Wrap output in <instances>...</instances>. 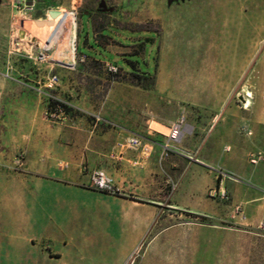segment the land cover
<instances>
[{"label":"rangeland","instance_id":"374dc122","mask_svg":"<svg viewBox=\"0 0 264 264\" xmlns=\"http://www.w3.org/2000/svg\"><path fill=\"white\" fill-rule=\"evenodd\" d=\"M54 1L63 6L46 4L40 15L41 0H0V264H67L64 254L104 252L93 247L89 230L72 235L50 224L60 185L43 175L49 162L39 159L37 146L50 130L36 120H59L63 110L55 99L59 78L49 86L53 76L185 88L201 104L239 115L238 130L245 134L249 126L251 137L264 142V0H105L115 17L97 12L102 0ZM88 12L95 14L92 40L81 32ZM108 28L118 42L101 34L108 36ZM115 57L120 61L109 64L116 72L103 62ZM248 161H233L239 174L218 161L211 186L202 178L210 187L196 213L192 203L182 207L192 193L178 191L189 178L170 171L167 187L153 194L162 204L153 224L132 226L138 239L126 248L122 240L107 241L114 264H264V199L245 200L264 198V172L244 175ZM110 227L102 224L96 236Z\"/></svg>","mask_w":264,"mask_h":264},{"label":"crops","instance_id":"0c3cea01","mask_svg":"<svg viewBox=\"0 0 264 264\" xmlns=\"http://www.w3.org/2000/svg\"><path fill=\"white\" fill-rule=\"evenodd\" d=\"M52 2L56 1L41 0L38 14L47 10L44 5ZM53 5L58 9L63 6ZM81 27L86 38H95L94 21L89 16H82ZM107 33L108 36L104 31L101 34L115 37V41L119 39L110 28ZM79 49L88 55L83 50L86 47L79 44ZM91 49L90 53L96 54L93 46ZM120 58L103 62L117 63ZM57 77L55 99L66 110H57L59 120L48 117L36 120L39 127L50 130L46 141L37 146L39 159L49 162L43 175L56 179L60 185L55 200L50 202L53 209L50 224L72 235L89 230L94 238L93 247L104 250L86 257L64 254L61 258L67 264H114L112 246L107 241L122 240L126 248L128 240L138 239L130 236L132 226L153 224L162 207L153 194L161 195L167 187L170 171L182 172L183 181L189 178L188 184L182 182L178 191L182 188L192 193V202L184 196V205L189 204L182 207L190 208L192 203L196 213L201 193L207 187L202 178L207 177L211 186V181L216 179L218 161L239 174L241 170L235 168L233 161H248L252 152L264 151V142L251 137L254 132L251 127L246 129L251 135L245 129V134L238 130L242 121L239 115L234 116L215 103L201 104L188 89L163 87L159 82L154 88L137 87L108 76ZM182 115L186 122L180 139L171 140V127ZM131 136L141 137L144 147L130 148L126 142ZM53 165L62 168L53 170ZM249 165L252 168L243 170L244 175L264 172L260 167L264 164ZM94 173H103L110 179L115 192L94 187L91 183ZM263 199L250 196L245 200L250 203ZM102 224L111 227L107 236L98 237L96 232Z\"/></svg>","mask_w":264,"mask_h":264},{"label":"built area","instance_id":"2783aa9c","mask_svg":"<svg viewBox=\"0 0 264 264\" xmlns=\"http://www.w3.org/2000/svg\"><path fill=\"white\" fill-rule=\"evenodd\" d=\"M108 67L110 71H114V72H116L118 69L112 64H108ZM57 83H58V77L53 76L50 79L49 86L53 87L57 85ZM185 122H186V118L184 115H182L180 119H178V121L172 125L169 135L171 140L178 141L180 139L182 127L183 125H185ZM246 134L251 135L252 132L250 130H246ZM126 143L130 148L136 150L141 147H144L142 138L139 136L129 137ZM249 163L253 166L264 164V151L252 152L249 157ZM92 181L94 186L100 190L108 191L109 193L115 192L113 186L111 185V180L106 178L103 173H96V175L93 176ZM136 253L137 251H134L133 254H131L130 258L131 259L135 258Z\"/></svg>","mask_w":264,"mask_h":264},{"label":"water","instance_id":"95a60500","mask_svg":"<svg viewBox=\"0 0 264 264\" xmlns=\"http://www.w3.org/2000/svg\"><path fill=\"white\" fill-rule=\"evenodd\" d=\"M99 9L102 10L103 12H108V13H114L116 11L115 7H108V4L105 0H102L99 3Z\"/></svg>","mask_w":264,"mask_h":264},{"label":"flooded vegetation","instance_id":"af4514ba","mask_svg":"<svg viewBox=\"0 0 264 264\" xmlns=\"http://www.w3.org/2000/svg\"><path fill=\"white\" fill-rule=\"evenodd\" d=\"M108 7H110V6H108ZM116 11H117V9H116ZM115 11V12H116ZM97 12L98 13H102V14H104V13H108V12H103L102 10H100L99 9V5H98V8H97ZM95 14L94 13H91V12H88V16L92 19V17L94 16Z\"/></svg>","mask_w":264,"mask_h":264},{"label":"trees","instance_id":"16d2710c","mask_svg":"<svg viewBox=\"0 0 264 264\" xmlns=\"http://www.w3.org/2000/svg\"><path fill=\"white\" fill-rule=\"evenodd\" d=\"M51 103H53V102H51ZM54 103H56V102H54ZM59 105L62 107L63 111L66 110V107H65L63 104H59ZM106 192H107V191H106Z\"/></svg>","mask_w":264,"mask_h":264},{"label":"bare ground","instance_id":"6f19581e","mask_svg":"<svg viewBox=\"0 0 264 264\" xmlns=\"http://www.w3.org/2000/svg\"><path fill=\"white\" fill-rule=\"evenodd\" d=\"M68 43V42H67Z\"/></svg>","mask_w":264,"mask_h":264}]
</instances>
